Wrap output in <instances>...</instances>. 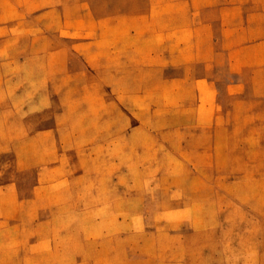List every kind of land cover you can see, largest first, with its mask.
I'll list each match as a JSON object with an SVG mask.
<instances>
[{
	"label": "rangeland",
	"instance_id": "rangeland-1",
	"mask_svg": "<svg viewBox=\"0 0 264 264\" xmlns=\"http://www.w3.org/2000/svg\"><path fill=\"white\" fill-rule=\"evenodd\" d=\"M0 264H264V0H0Z\"/></svg>",
	"mask_w": 264,
	"mask_h": 264
},
{
	"label": "crops",
	"instance_id": "crops-1",
	"mask_svg": "<svg viewBox=\"0 0 264 264\" xmlns=\"http://www.w3.org/2000/svg\"><path fill=\"white\" fill-rule=\"evenodd\" d=\"M189 53V52H188ZM194 61V54L193 52H190L189 56H187L184 60V65H186V67H189L190 63H195Z\"/></svg>",
	"mask_w": 264,
	"mask_h": 264
}]
</instances>
